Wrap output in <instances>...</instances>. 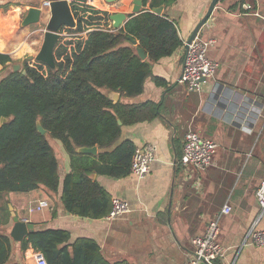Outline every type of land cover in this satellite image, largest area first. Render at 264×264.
<instances>
[{
  "label": "crops",
  "instance_id": "0c3cea01",
  "mask_svg": "<svg viewBox=\"0 0 264 264\" xmlns=\"http://www.w3.org/2000/svg\"><path fill=\"white\" fill-rule=\"evenodd\" d=\"M22 1L15 0L13 4L18 9L8 17L26 14L31 6L48 9L44 3L50 0H38V5L31 0L26 4ZM95 1L86 4L94 8ZM154 1L157 3L154 7H162L158 15L172 21L183 44L170 56L152 61L151 76L146 78L140 94L126 97L117 92L116 100L161 104L152 119L121 125L117 141L130 140L134 147L154 144L150 170L142 179L130 170L122 177H112L104 171L90 175L110 199L125 201L130 211L112 219L68 212L60 197L70 160L57 143L53 149L59 165L58 191L54 193L40 186L27 192H11L6 202L19 220L32 223L34 229H64L71 240L91 238L106 259L128 264H186L193 249V237L202 234L208 222L228 203L231 211L221 215L217 238L225 254L215 264H264V249L245 240L260 213L255 192L264 180V0L216 3L198 32L203 39L215 40L208 48V57L217 63V70L196 92H188L179 81L186 52L184 43L211 0ZM109 4L106 2L100 10L127 15L131 12L132 0ZM124 6L126 11L120 10ZM143 9L152 11L150 0L142 5ZM2 17L0 14V24ZM111 23L109 18L104 29L114 30ZM2 35L0 30V44L7 51L0 53L8 54L12 59L9 64H13L18 59ZM4 72L0 64V79ZM153 77L165 84H157ZM109 91L105 90L107 96ZM189 128L218 143L211 164L204 171L177 160ZM98 152L96 146V154L92 155ZM30 206L41 208L29 212ZM12 226V216L7 218L0 205V232L9 235ZM255 228H264V213ZM10 239L11 261L32 264L29 252L33 249L29 246L21 252L15 240Z\"/></svg>",
  "mask_w": 264,
  "mask_h": 264
},
{
  "label": "trees",
  "instance_id": "16d2710c",
  "mask_svg": "<svg viewBox=\"0 0 264 264\" xmlns=\"http://www.w3.org/2000/svg\"><path fill=\"white\" fill-rule=\"evenodd\" d=\"M142 1L146 5L149 0ZM70 5L74 10L82 8L101 14L89 16V24L94 19L109 24L108 11L76 1ZM155 5L156 1L150 0V6ZM120 10L126 11V7ZM127 16L118 29H92L85 40L75 43L70 54L65 53L63 46H57L55 67L46 66L45 71H40L44 63L37 60L39 68L24 60L18 70H13V65L9 67L10 56L0 53V64L5 70L0 79V118H6L0 124V193L27 192L40 186L58 191L59 165L48 135L60 141L70 160V171L62 181L60 198L64 208L89 218L108 214L110 196L90 175L98 171L112 177L127 175L134 145L130 140L117 143L121 125L152 119L161 104L113 102L105 90L126 97L140 94L146 78L151 76L150 61L170 56L183 44L167 18L144 9ZM68 29L80 32L84 25L78 19L75 27ZM132 39L137 40L136 45ZM137 47L143 48L146 59L138 56ZM153 78L157 84H165ZM37 120L46 130L43 135L37 131ZM92 146L99 149L96 156L77 150ZM15 243L21 252L29 246L39 251L49 264H128L109 261L95 240H71L64 229H34ZM12 254L10 236L0 232V264H21L11 261Z\"/></svg>",
  "mask_w": 264,
  "mask_h": 264
},
{
  "label": "built area",
  "instance_id": "2783aa9c",
  "mask_svg": "<svg viewBox=\"0 0 264 264\" xmlns=\"http://www.w3.org/2000/svg\"><path fill=\"white\" fill-rule=\"evenodd\" d=\"M49 2L44 3L47 8H49ZM214 42L213 38L203 39L198 32L188 44L179 79L188 92L200 91L203 82L214 77L217 63L207 56L208 48ZM217 147L218 143L215 140L204 137L196 130L189 128L184 135L180 162L183 165H190L197 170L204 171L211 164L212 156ZM154 152L155 145L152 143L134 147L130 173L138 179L144 178L150 170ZM255 196L260 207V213L253 226L248 230L245 240L264 249V228H255L256 222L264 213V180L260 182ZM40 208V206H30L28 211L34 212ZM129 211V205L125 201L112 198L111 208L106 217L112 219ZM230 211V205L224 204L219 214L208 222L206 230L193 237V249L186 264H215L216 261L224 257L225 249L217 240L220 228L219 221L221 215L228 214ZM29 255L32 264H49L39 251L31 250Z\"/></svg>",
  "mask_w": 264,
  "mask_h": 264
},
{
  "label": "water",
  "instance_id": "95a60500",
  "mask_svg": "<svg viewBox=\"0 0 264 264\" xmlns=\"http://www.w3.org/2000/svg\"><path fill=\"white\" fill-rule=\"evenodd\" d=\"M76 1L79 3H86L87 0H50L49 2V19L46 24V30L44 31L42 44L40 49L35 56L37 61L43 62L46 66H50L51 68L55 67V58H54V49L57 44V41L60 37L59 29L62 26L73 28L76 25V21L73 17L71 12L69 2ZM106 2L110 3L115 0H105ZM219 0H211L209 6L203 15V17L198 21L195 25L194 29L192 30L190 36L184 43V49L186 50L188 44L193 40V38L198 33L199 29L203 26V24L207 21L208 17L210 16L214 6ZM143 5L142 0H132V8L131 14L135 15L141 12V7ZM162 11V7H153L152 12L156 14H160ZM42 12V8L31 6L28 8L25 16L21 20V26H26L32 23H35L39 20L40 15ZM111 20V25L113 28L117 29L123 26L124 22L127 20V14L125 12H114L111 13L109 16ZM132 44L136 45L137 40L132 39ZM138 56L141 59L146 58V53L141 47H137L136 49ZM19 64L13 65V70H18ZM24 73V71H23ZM108 98L112 101H116L118 98V93L116 91H109ZM6 118H0V124L4 123ZM118 123L121 122L118 120ZM36 128L40 134H45L46 130L42 127L39 120L36 121ZM79 152L82 153H91L96 154V146L92 147H80L77 149ZM10 215L12 216L13 226L10 230L9 236L15 240L19 241L23 237H25L28 233L34 230L33 224L30 222H26L25 220H19L15 213L12 211V207L9 206Z\"/></svg>",
  "mask_w": 264,
  "mask_h": 264
},
{
  "label": "rangeland",
  "instance_id": "374dc122",
  "mask_svg": "<svg viewBox=\"0 0 264 264\" xmlns=\"http://www.w3.org/2000/svg\"><path fill=\"white\" fill-rule=\"evenodd\" d=\"M31 1H33L31 2L33 4H36V5L39 4L38 0H31ZM116 1L118 0L111 2V4L109 5H113L114 3H116ZM14 2L15 0H0V14L3 15L2 23L0 24V30H2L3 32L2 36L3 37L5 36L4 43H7L8 45L11 46L10 50L16 49V46L20 44L21 42L27 44L28 48L31 51L26 52L23 57L17 58L18 60H16V62L18 61L19 68L21 67L24 60L27 61L29 64H32L36 68H39V63L36 62L35 55L38 53L40 46L42 44L44 31L46 30V24L49 19V10L46 9L45 7L42 8L40 18L37 22L26 25V26H21V20L25 15L24 12H22L20 16H19V13H17L16 16H12V15H10V17L7 16L12 11L14 12L16 11V10H12L16 6L13 4ZM29 2H30L29 0H23L22 4H26ZM86 3H89V2L87 1ZM105 3H106L105 0H96L93 5L94 7L93 9H99V10L103 9V7L105 6ZM92 11L93 10H89L88 12H86V11H83L82 8H77L76 10L71 9L72 14L74 12L73 17L75 21L80 19L82 24L84 25V29L80 32H74L68 29V27L62 26L58 31L60 34V37L57 41L55 49L57 46H63L66 49L65 53L70 54L71 49L74 47L75 43L79 40H84L89 30L94 29V28H100V29L106 28V25L102 19H94L91 21L93 22L92 24H89L87 22L90 20L89 16L100 17L101 15L100 13L97 14ZM209 55H210V52L208 50L207 56ZM54 58H55V54H54ZM60 59L61 58H58V60ZM151 63L152 61H150V64ZM11 65L13 64H9V67H11ZM45 69H46V65L42 64V68H40V71H45ZM47 139L49 140L50 144L53 147L56 146L55 143L61 145L59 140L54 139L51 136L47 135ZM56 154L58 155L57 151H56ZM10 193L11 192H7V191L0 193V205H2L3 212L5 213L6 216H9L7 214L8 213L7 210H9V205L6 202V200L9 197H11Z\"/></svg>",
  "mask_w": 264,
  "mask_h": 264
},
{
  "label": "clouds",
  "instance_id": "9594fccd",
  "mask_svg": "<svg viewBox=\"0 0 264 264\" xmlns=\"http://www.w3.org/2000/svg\"><path fill=\"white\" fill-rule=\"evenodd\" d=\"M0 51H7V49H5L2 44H0ZM30 51L31 50L28 48L27 44L21 42L16 46V49L13 50V54L16 58H21L26 52Z\"/></svg>",
  "mask_w": 264,
  "mask_h": 264
}]
</instances>
